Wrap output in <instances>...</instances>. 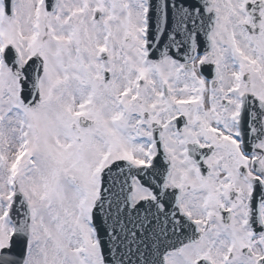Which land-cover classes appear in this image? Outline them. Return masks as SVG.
Listing matches in <instances>:
<instances>
[{"label": "snow or ice", "instance_id": "6c2138e0", "mask_svg": "<svg viewBox=\"0 0 264 264\" xmlns=\"http://www.w3.org/2000/svg\"><path fill=\"white\" fill-rule=\"evenodd\" d=\"M0 264H264V0H0Z\"/></svg>", "mask_w": 264, "mask_h": 264}]
</instances>
